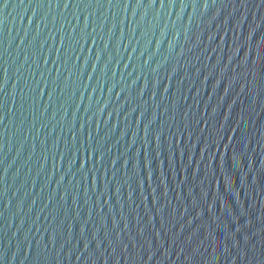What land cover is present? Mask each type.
<instances>
[{"label": "water", "instance_id": "obj_1", "mask_svg": "<svg viewBox=\"0 0 264 264\" xmlns=\"http://www.w3.org/2000/svg\"><path fill=\"white\" fill-rule=\"evenodd\" d=\"M0 264H264V0H0Z\"/></svg>", "mask_w": 264, "mask_h": 264}]
</instances>
